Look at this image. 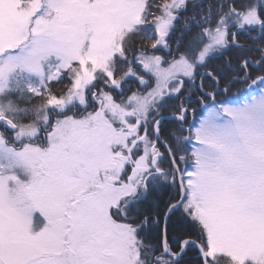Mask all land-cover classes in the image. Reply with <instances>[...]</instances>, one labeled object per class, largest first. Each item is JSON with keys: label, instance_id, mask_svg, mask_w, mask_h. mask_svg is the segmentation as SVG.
Returning a JSON list of instances; mask_svg holds the SVG:
<instances>
[{"label": "snow or ice", "instance_id": "1", "mask_svg": "<svg viewBox=\"0 0 264 264\" xmlns=\"http://www.w3.org/2000/svg\"><path fill=\"white\" fill-rule=\"evenodd\" d=\"M0 264H264V0H0Z\"/></svg>", "mask_w": 264, "mask_h": 264}]
</instances>
